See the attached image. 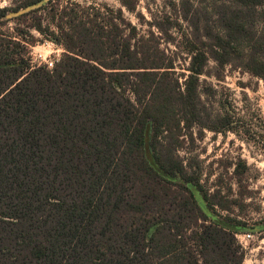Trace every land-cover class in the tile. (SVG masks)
I'll return each mask as SVG.
<instances>
[{
    "label": "trees",
    "instance_id": "obj_1",
    "mask_svg": "<svg viewBox=\"0 0 264 264\" xmlns=\"http://www.w3.org/2000/svg\"><path fill=\"white\" fill-rule=\"evenodd\" d=\"M13 1L0 24L45 0ZM212 7L210 53L192 55L183 82L157 23L141 34L105 4L47 0L14 18L18 37L0 31V264H242L236 235L210 219L217 195L176 155L182 130L227 125L200 97L210 59L223 68L238 53L264 81V0ZM21 23L64 49L52 69L19 52L32 39Z\"/></svg>",
    "mask_w": 264,
    "mask_h": 264
},
{
    "label": "rangeland",
    "instance_id": "obj_2",
    "mask_svg": "<svg viewBox=\"0 0 264 264\" xmlns=\"http://www.w3.org/2000/svg\"><path fill=\"white\" fill-rule=\"evenodd\" d=\"M59 1L63 5L70 0ZM71 1L122 9L125 18L141 34L149 31L145 22L151 25L156 22L158 26L151 30L159 38L160 49L174 62L180 82L189 74L193 54L210 53L211 42L204 39L203 28L216 21L213 0H189L191 10L182 5L183 0H132L136 6L133 14L127 12L121 0ZM15 4L12 0H0V8ZM139 15L143 19H138ZM17 16L9 14L8 20L0 24L2 34L18 37V22L14 20ZM30 23L29 16L27 24ZM20 26L32 39L25 37L28 44H23L25 49L19 52L32 67L52 69L64 49L28 30L26 23ZM255 28L260 31L262 24L258 22ZM231 53L230 63L223 68L210 59L199 78L200 97L211 114L212 125L218 128L227 125L220 132L193 128L191 137L182 130L176 155L185 166L199 173L202 186L211 196L217 195L215 200L223 207L217 205L210 219L236 235V246L244 254L242 264H264V81L247 73L238 53ZM221 218L235 220L239 225L228 226ZM248 233L251 239L239 243Z\"/></svg>",
    "mask_w": 264,
    "mask_h": 264
},
{
    "label": "water",
    "instance_id": "obj_3",
    "mask_svg": "<svg viewBox=\"0 0 264 264\" xmlns=\"http://www.w3.org/2000/svg\"><path fill=\"white\" fill-rule=\"evenodd\" d=\"M46 2H47V0H45L44 2H42V3H40V4H37V5H35V6L28 7V8H26V9H24V10L19 11L18 13H15V15H21V14H23V13H26V12L30 11L32 7L36 9V8H38L39 6H41L43 3H46Z\"/></svg>",
    "mask_w": 264,
    "mask_h": 264
},
{
    "label": "built area",
    "instance_id": "obj_4",
    "mask_svg": "<svg viewBox=\"0 0 264 264\" xmlns=\"http://www.w3.org/2000/svg\"><path fill=\"white\" fill-rule=\"evenodd\" d=\"M251 235L248 233L246 235H244L239 241V243H242V241H248L249 239H251Z\"/></svg>",
    "mask_w": 264,
    "mask_h": 264
}]
</instances>
